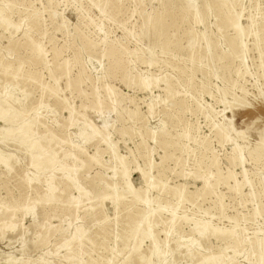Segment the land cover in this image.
Segmentation results:
<instances>
[{"label": "rangeland", "instance_id": "374dc122", "mask_svg": "<svg viewBox=\"0 0 264 264\" xmlns=\"http://www.w3.org/2000/svg\"><path fill=\"white\" fill-rule=\"evenodd\" d=\"M9 97L0 264H264V0H0Z\"/></svg>", "mask_w": 264, "mask_h": 264}, {"label": "bare ground", "instance_id": "6f19581e", "mask_svg": "<svg viewBox=\"0 0 264 264\" xmlns=\"http://www.w3.org/2000/svg\"><path fill=\"white\" fill-rule=\"evenodd\" d=\"M15 104H19L18 109H15L16 107ZM23 108H24L23 100L19 101L15 97H9L4 101H0V123H2L5 127L0 131V136L2 138L1 142L6 141L4 139H10L12 137L13 138L12 140H17V142L23 144L25 148L28 150V152L32 155L33 168L37 170H44V169L50 170L54 168L58 162L54 154L48 152L46 147L42 146L40 141L33 137L34 123L32 121L23 122L26 117L25 115L27 114L24 111H22ZM103 124L104 123H102V125ZM76 134H77L76 138L83 142H90L94 136V134H92L90 131L88 132V130L85 129L84 127L78 128ZM8 163H9L8 155L5 154L4 152H1L0 150V165H3V167H7ZM29 216H30V221L35 220V216L32 213H30ZM154 252L159 253L158 248L155 247ZM218 260L219 258L215 257L207 261L210 264H219Z\"/></svg>", "mask_w": 264, "mask_h": 264}]
</instances>
